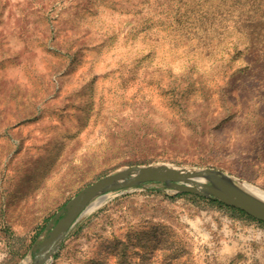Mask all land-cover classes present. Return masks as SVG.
<instances>
[{"label": "rangeland", "instance_id": "obj_1", "mask_svg": "<svg viewBox=\"0 0 264 264\" xmlns=\"http://www.w3.org/2000/svg\"><path fill=\"white\" fill-rule=\"evenodd\" d=\"M177 1L0 0V264H28L58 209L129 165L264 189V43L217 0ZM217 201L102 193L46 264H264V222Z\"/></svg>", "mask_w": 264, "mask_h": 264}, {"label": "water", "instance_id": "obj_2", "mask_svg": "<svg viewBox=\"0 0 264 264\" xmlns=\"http://www.w3.org/2000/svg\"><path fill=\"white\" fill-rule=\"evenodd\" d=\"M236 179L213 167L185 168L163 163L126 166L86 185L58 209L47 225L44 237L33 245L34 256L28 264L47 263L92 199L105 192L132 188L151 181L217 199L264 221V200L243 188Z\"/></svg>", "mask_w": 264, "mask_h": 264}, {"label": "trees", "instance_id": "obj_3", "mask_svg": "<svg viewBox=\"0 0 264 264\" xmlns=\"http://www.w3.org/2000/svg\"><path fill=\"white\" fill-rule=\"evenodd\" d=\"M217 2L213 13L216 14L219 21L231 20L232 27L237 31L247 28V30L243 29L244 31H241L242 33L245 32L243 34L246 36L247 43H254L255 40L264 43V0H217ZM189 3L187 0H179L175 3V10L178 11L180 6L187 10ZM209 5L211 6L212 4ZM206 10L209 11L208 9ZM232 208L246 214L241 209ZM249 216L252 217L251 215Z\"/></svg>", "mask_w": 264, "mask_h": 264}, {"label": "bare ground", "instance_id": "obj_4", "mask_svg": "<svg viewBox=\"0 0 264 264\" xmlns=\"http://www.w3.org/2000/svg\"><path fill=\"white\" fill-rule=\"evenodd\" d=\"M236 180L243 188H245L249 192H252L256 196H258V197H260V198H262L264 200V189L263 188L255 185L253 183H250V182H248L246 180H242V179H239V178H237ZM25 264H27V263H25Z\"/></svg>", "mask_w": 264, "mask_h": 264}]
</instances>
